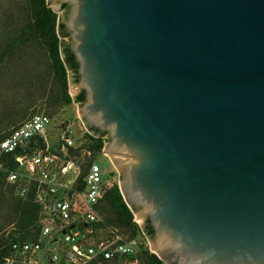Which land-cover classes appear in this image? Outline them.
<instances>
[{"label": "water", "instance_id": "1", "mask_svg": "<svg viewBox=\"0 0 264 264\" xmlns=\"http://www.w3.org/2000/svg\"><path fill=\"white\" fill-rule=\"evenodd\" d=\"M45 3L68 93L149 251L264 264V0Z\"/></svg>", "mask_w": 264, "mask_h": 264}, {"label": "built area", "instance_id": "2", "mask_svg": "<svg viewBox=\"0 0 264 264\" xmlns=\"http://www.w3.org/2000/svg\"><path fill=\"white\" fill-rule=\"evenodd\" d=\"M50 123L35 111L0 138L5 182L38 207L36 235L9 240L1 264H142L137 237L106 224L99 210L112 182L96 153L75 142L68 122L49 141Z\"/></svg>", "mask_w": 264, "mask_h": 264}, {"label": "rangeland", "instance_id": "3", "mask_svg": "<svg viewBox=\"0 0 264 264\" xmlns=\"http://www.w3.org/2000/svg\"><path fill=\"white\" fill-rule=\"evenodd\" d=\"M24 7L25 0H0V51L19 33V26L24 20ZM54 89L43 48L33 40L13 45L11 55L0 62V132H6L19 120L35 111H44L50 116L49 141L54 139L58 126L68 122L75 142L82 140L83 145L88 144L89 137L84 134L86 131L72 101L58 105L46 103ZM88 133L97 136L89 131ZM101 147L104 148L103 143ZM95 153L93 161L97 163L102 174H106L111 182L117 184V169L108 154L100 151ZM0 163H4V157L1 155ZM9 198L7 185L2 183L0 236L6 238L13 234L12 228L15 227L13 220H10L12 210ZM132 219L138 224L133 214ZM136 237L140 247L151 249L152 245L146 235L139 231Z\"/></svg>", "mask_w": 264, "mask_h": 264}, {"label": "trees", "instance_id": "4", "mask_svg": "<svg viewBox=\"0 0 264 264\" xmlns=\"http://www.w3.org/2000/svg\"><path fill=\"white\" fill-rule=\"evenodd\" d=\"M24 8V20H22L19 26V33L1 49L0 62L3 58L11 55L13 45L31 40L37 42L47 56L48 69L51 72L55 87L46 103L52 105L70 103L72 100L67 91L52 11L46 6L45 0H25ZM4 133L0 132V138ZM84 134L89 137L87 146L94 152H98L102 145L100 137L91 136L87 132H84ZM4 165L2 163L0 167V186L2 183H5L9 190L10 198L8 201L12 210L10 220H13L15 227L12 228L13 234L9 237L0 236V264L2 256L8 251L9 240L29 235L34 237L38 231L35 225L38 211L36 203L29 199H21L13 194L11 185L5 182L6 172L3 169ZM99 210L106 224L117 228L118 231L127 237H135L139 231L144 234L141 227L132 219V213L123 201L116 182H112L104 193ZM138 256L142 264H163L161 258L157 257L155 253L149 251L144 246H139Z\"/></svg>", "mask_w": 264, "mask_h": 264}, {"label": "bare ground", "instance_id": "5", "mask_svg": "<svg viewBox=\"0 0 264 264\" xmlns=\"http://www.w3.org/2000/svg\"><path fill=\"white\" fill-rule=\"evenodd\" d=\"M106 152V151H105ZM107 153V152H106ZM108 154V153H107ZM151 250H153L154 252H157L156 251V249L153 247V246H151ZM158 253V252H157Z\"/></svg>", "mask_w": 264, "mask_h": 264}]
</instances>
